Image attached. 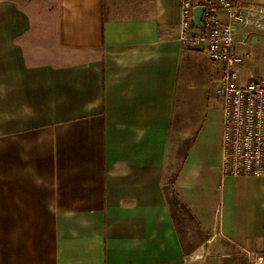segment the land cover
Here are the masks:
<instances>
[{"label":"crops","instance_id":"0c3cea01","mask_svg":"<svg viewBox=\"0 0 264 264\" xmlns=\"http://www.w3.org/2000/svg\"><path fill=\"white\" fill-rule=\"evenodd\" d=\"M180 6L0 0V264L264 251V176L222 175L220 65L182 43ZM234 38L240 80L264 77V35Z\"/></svg>","mask_w":264,"mask_h":264},{"label":"built area","instance_id":"2783aa9c","mask_svg":"<svg viewBox=\"0 0 264 264\" xmlns=\"http://www.w3.org/2000/svg\"><path fill=\"white\" fill-rule=\"evenodd\" d=\"M203 4L202 27L193 10ZM180 40L190 49L205 51L220 65L216 93L223 103L221 171L223 177L264 176V77L240 80L245 61L236 50L239 25L264 35V5L240 0H181ZM249 264H264V251H247Z\"/></svg>","mask_w":264,"mask_h":264},{"label":"water","instance_id":"95a60500","mask_svg":"<svg viewBox=\"0 0 264 264\" xmlns=\"http://www.w3.org/2000/svg\"><path fill=\"white\" fill-rule=\"evenodd\" d=\"M205 10V6L203 4H198L194 7L193 10V22L195 24V26L197 28H201L203 23H202V16H203V12Z\"/></svg>","mask_w":264,"mask_h":264}]
</instances>
